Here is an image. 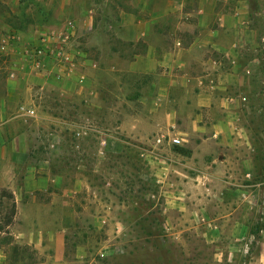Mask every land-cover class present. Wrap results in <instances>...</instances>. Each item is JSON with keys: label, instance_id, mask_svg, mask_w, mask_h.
<instances>
[{"label": "crops", "instance_id": "1", "mask_svg": "<svg viewBox=\"0 0 264 264\" xmlns=\"http://www.w3.org/2000/svg\"><path fill=\"white\" fill-rule=\"evenodd\" d=\"M260 1L0 0V38L17 29L36 40L73 20L86 73L83 84L56 81L0 51V264H93L100 234L115 240L119 223L134 222L123 213L143 208L114 193L103 201L101 177L112 192L156 185L179 232L205 216L211 232L232 223L240 233L264 192L263 68L245 74L262 55ZM86 98L110 132L97 159L93 136L73 137Z\"/></svg>", "mask_w": 264, "mask_h": 264}, {"label": "rangeland", "instance_id": "2", "mask_svg": "<svg viewBox=\"0 0 264 264\" xmlns=\"http://www.w3.org/2000/svg\"><path fill=\"white\" fill-rule=\"evenodd\" d=\"M259 8L264 12V0L260 1ZM42 28L38 26L32 31ZM261 54L264 59V52ZM262 68L264 73V66ZM260 80L264 90V75ZM92 102L89 100L85 104L84 99L81 101V115L97 123V100L93 102L94 105ZM257 119L264 131V110ZM94 142L97 159L96 138ZM95 159L85 160L86 166L82 164L81 169L92 170L97 163ZM93 179L97 183V172ZM99 184L107 187L101 193L103 201L109 200V195L114 193L121 201L141 203L143 208L134 206L123 213L127 214L125 218L133 217L134 222L119 223L115 240L106 243L104 241L109 236L100 234L98 242L101 244L97 243V256L93 264H264V192L261 193L260 208L255 206L247 211L239 234L233 232L235 225L232 223L216 225L214 231H209L211 225L205 216L198 218L196 229L179 232L181 228L171 223L167 211L161 205L162 197L156 185L148 186L144 192L139 188L138 191L112 192V179L101 177ZM139 210L143 218L136 220V217L141 216Z\"/></svg>", "mask_w": 264, "mask_h": 264}, {"label": "built area", "instance_id": "3", "mask_svg": "<svg viewBox=\"0 0 264 264\" xmlns=\"http://www.w3.org/2000/svg\"><path fill=\"white\" fill-rule=\"evenodd\" d=\"M75 23L73 20L66 21L63 25L41 31L36 40L26 39L24 33L17 29H11L2 33L0 38V51L4 56H10L18 52L23 60V66L29 67L35 73H42L51 76L54 80L60 81L66 76L76 75L80 84L85 83L86 73L80 70L81 58L74 47ZM177 45H181L178 41ZM259 50L264 52V36L260 41ZM262 56H256L252 59L251 65L245 69L246 75L254 74L256 68H260L263 63ZM219 64L220 61L215 60ZM90 66L97 68V61H91ZM9 75H16V70L12 69ZM212 87L215 86V79L207 74ZM264 75V74H263ZM40 91H44L40 87ZM264 92V90H263ZM89 98L84 99V103H89ZM241 100L248 103V98L242 96ZM21 111L29 116H36L34 108L21 106ZM110 132L90 118H82L73 122V137L79 139L82 137L93 136L97 142V153L99 156H105L110 144ZM264 135V132H263ZM167 140L173 145H180L182 140L177 136H160L156 139L158 143ZM74 150L82 152L79 143H75ZM82 165V164H80Z\"/></svg>", "mask_w": 264, "mask_h": 264}, {"label": "flooded vegetation", "instance_id": "4", "mask_svg": "<svg viewBox=\"0 0 264 264\" xmlns=\"http://www.w3.org/2000/svg\"><path fill=\"white\" fill-rule=\"evenodd\" d=\"M262 65H263V63H262ZM262 68V67H261Z\"/></svg>", "mask_w": 264, "mask_h": 264}]
</instances>
